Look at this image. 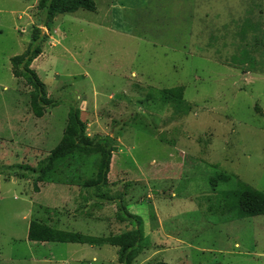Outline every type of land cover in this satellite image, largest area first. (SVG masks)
<instances>
[{"label": "rangeland", "instance_id": "obj_1", "mask_svg": "<svg viewBox=\"0 0 264 264\" xmlns=\"http://www.w3.org/2000/svg\"><path fill=\"white\" fill-rule=\"evenodd\" d=\"M39 1L0 0V264H120L109 245L28 240L31 221L92 237L132 230L120 200L144 221L134 264H264V215L227 221L236 212L220 196L238 181L264 193V0H94L96 12L48 28ZM34 26L47 39L32 69L56 102L41 119L11 66ZM180 87L176 111L161 92ZM73 108L91 138L115 140L103 201L73 184L93 178L98 156L69 162L78 180L61 168L63 183H37ZM217 174L232 181L214 193Z\"/></svg>", "mask_w": 264, "mask_h": 264}, {"label": "trees", "instance_id": "obj_2", "mask_svg": "<svg viewBox=\"0 0 264 264\" xmlns=\"http://www.w3.org/2000/svg\"><path fill=\"white\" fill-rule=\"evenodd\" d=\"M38 9L44 14L45 21L42 27L48 28L49 24L53 23L60 15L74 14L80 10L96 12L97 6L94 0H40ZM46 39L43 29L40 26H34L27 51L11 60L13 76L16 79H23L33 89L31 92V109L39 119L44 117L46 109L56 105V102L48 98L45 84L32 69L33 63L42 55V46ZM184 92L185 89L180 87L163 90L161 94L164 101L171 102L176 111H181L185 106ZM87 131V124L82 120V111L79 108H73L69 113L60 144L50 153L47 160L39 166L40 176L37 183L48 185L63 183L60 176H58L61 168H69L67 180H78L80 176L69 162L98 156L93 178L82 183L73 184L76 186L78 184L80 188L87 190L91 196L95 192L94 195L99 200H105L101 190L109 186L113 154L116 150L115 140L111 137L91 138ZM231 181V176L217 174L210 181L212 191L214 193L217 191L219 183H229ZM35 189L38 190L37 185ZM220 196L223 197L221 205L229 212H236L235 217L227 221L244 220L264 215V193L253 189L249 185L238 181L236 189L224 192ZM117 206L118 220L133 227L132 230L118 236L113 234L109 237L86 236L79 232L56 229L45 222L31 221L28 240L36 243L78 244L98 248L109 245L118 249V262L120 264H134L142 252L139 247L142 240L145 239L144 221L141 217L129 213L123 200L118 201ZM83 213L87 217L91 216L89 212Z\"/></svg>", "mask_w": 264, "mask_h": 264}, {"label": "crops", "instance_id": "obj_3", "mask_svg": "<svg viewBox=\"0 0 264 264\" xmlns=\"http://www.w3.org/2000/svg\"><path fill=\"white\" fill-rule=\"evenodd\" d=\"M157 218H158V223H159L158 225L161 226V225H162V222L160 221V217H159L158 215H157ZM152 233H153L154 235L156 234V232H152ZM152 233H151V234H152ZM148 234H149V232H148ZM94 261H95V260H94Z\"/></svg>", "mask_w": 264, "mask_h": 264}]
</instances>
